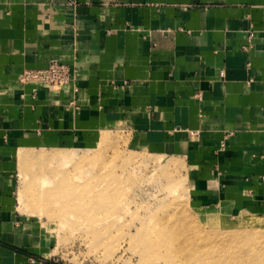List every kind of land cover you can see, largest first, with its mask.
Masks as SVG:
<instances>
[{
	"label": "crops",
	"instance_id": "crops-1",
	"mask_svg": "<svg viewBox=\"0 0 264 264\" xmlns=\"http://www.w3.org/2000/svg\"><path fill=\"white\" fill-rule=\"evenodd\" d=\"M58 62L74 84L20 83ZM116 127L180 158L204 211L264 215V0H0V264L51 254L17 206L21 154Z\"/></svg>",
	"mask_w": 264,
	"mask_h": 264
},
{
	"label": "rangeland",
	"instance_id": "rangeland-1",
	"mask_svg": "<svg viewBox=\"0 0 264 264\" xmlns=\"http://www.w3.org/2000/svg\"><path fill=\"white\" fill-rule=\"evenodd\" d=\"M190 180L180 158L134 149L116 127L23 152L15 196L51 240L44 264H264V215H244L257 228L204 211Z\"/></svg>",
	"mask_w": 264,
	"mask_h": 264
},
{
	"label": "built area",
	"instance_id": "built-area-1",
	"mask_svg": "<svg viewBox=\"0 0 264 264\" xmlns=\"http://www.w3.org/2000/svg\"><path fill=\"white\" fill-rule=\"evenodd\" d=\"M253 37V33L249 34L246 44H249ZM247 67L249 70L251 67L250 62ZM221 75L223 76L224 73L221 72ZM19 80L23 85H44L62 90L76 82V71L73 67L58 62L52 63L47 68L27 69L20 75ZM77 91L75 88V92Z\"/></svg>",
	"mask_w": 264,
	"mask_h": 264
},
{
	"label": "bare ground",
	"instance_id": "bare-ground-1",
	"mask_svg": "<svg viewBox=\"0 0 264 264\" xmlns=\"http://www.w3.org/2000/svg\"><path fill=\"white\" fill-rule=\"evenodd\" d=\"M249 218H250L249 216L240 217V219L238 220L239 226H251V227H257V228L261 226L262 224L261 221H256V220H253L252 218L250 219Z\"/></svg>",
	"mask_w": 264,
	"mask_h": 264
}]
</instances>
